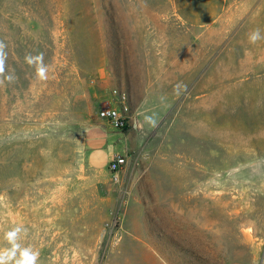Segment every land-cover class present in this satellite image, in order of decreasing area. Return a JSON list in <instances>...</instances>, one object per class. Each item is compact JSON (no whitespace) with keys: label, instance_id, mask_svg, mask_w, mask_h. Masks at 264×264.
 Wrapping results in <instances>:
<instances>
[{"label":"rangeland","instance_id":"rangeland-1","mask_svg":"<svg viewBox=\"0 0 264 264\" xmlns=\"http://www.w3.org/2000/svg\"><path fill=\"white\" fill-rule=\"evenodd\" d=\"M255 29L264 0H0V248L23 226L37 264H264Z\"/></svg>","mask_w":264,"mask_h":264},{"label":"clouds","instance_id":"clouds-1","mask_svg":"<svg viewBox=\"0 0 264 264\" xmlns=\"http://www.w3.org/2000/svg\"><path fill=\"white\" fill-rule=\"evenodd\" d=\"M249 42L255 44L257 41L264 39L261 35L260 29H255L248 36ZM6 45L0 41V76L5 73V61L7 53L5 52ZM25 61L30 67L35 68V75L40 80L47 79L48 66L44 62V54L38 53L32 55L31 53L25 56ZM9 83L14 82V74L4 76ZM0 80V83H3ZM27 229L23 226L13 227L11 230L5 232L4 239L10 247L0 248V264H37L39 259V252L33 250L31 247H23L20 243L22 234H26Z\"/></svg>","mask_w":264,"mask_h":264},{"label":"built area","instance_id":"built-area-1","mask_svg":"<svg viewBox=\"0 0 264 264\" xmlns=\"http://www.w3.org/2000/svg\"><path fill=\"white\" fill-rule=\"evenodd\" d=\"M116 95H118L115 92ZM129 107L126 103L125 95L121 96V100L117 106L111 105L102 107L97 111V117L101 121H105L115 130H122L128 123ZM125 166V159L121 156L113 158L109 163V171L115 177L118 172Z\"/></svg>","mask_w":264,"mask_h":264},{"label":"trees","instance_id":"trees-1","mask_svg":"<svg viewBox=\"0 0 264 264\" xmlns=\"http://www.w3.org/2000/svg\"><path fill=\"white\" fill-rule=\"evenodd\" d=\"M123 129H126V126H124Z\"/></svg>","mask_w":264,"mask_h":264}]
</instances>
